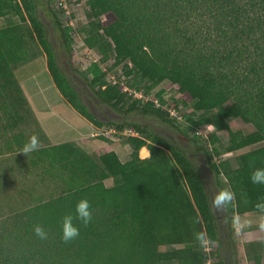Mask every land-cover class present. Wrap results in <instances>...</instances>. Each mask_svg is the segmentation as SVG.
<instances>
[{
	"label": "trees",
	"instance_id": "obj_1",
	"mask_svg": "<svg viewBox=\"0 0 264 264\" xmlns=\"http://www.w3.org/2000/svg\"><path fill=\"white\" fill-rule=\"evenodd\" d=\"M81 1L89 8L85 43L100 56L88 68L89 85L104 104L177 127L170 113L155 103L165 104L162 93L145 102L126 92L122 80L108 81L109 73L121 68L132 79L128 84L134 92L142 91L141 82H149L147 96L154 86L168 81L178 86L182 106L194 113L217 110L216 118L203 115L199 123L229 132L226 153L264 143V0ZM37 5V0H0V81L5 82L0 90L15 84L17 66L37 56L30 50L33 41L46 55L56 87L78 113L99 129L130 130L136 135L128 138L133 152L127 162L114 151L90 156L72 143L33 151L32 166L40 167L45 176L55 173L64 187L58 196L23 211L24 220L15 223L5 240H15L18 253L13 257L4 252L0 264H225L219 219L203 172L188 149L142 124L99 119L62 71ZM51 14L64 48L73 53V27L65 25L54 9ZM193 15L211 19L214 29L211 23L207 29L214 46L201 47L193 34L196 31L188 30L187 21ZM11 18L4 25L3 20ZM20 98L27 101L25 96ZM228 119H241L255 130L234 131ZM209 138L219 141L213 133ZM197 145L217 185L223 188L220 177L224 176L235 194L225 208L228 226L235 215L258 213L255 204L264 200V185L253 184L250 176L264 168V145L240 154L238 168L228 162L218 164L214 159L218 151L211 153L207 146ZM144 147L150 151L147 159L139 156ZM108 179L114 180L110 188L105 185ZM81 199L89 201L92 220L82 225L74 219L80 235L65 243L62 220L75 216ZM36 225L48 232V239L35 235ZM197 232L210 240V248L195 240ZM172 246L174 250H163ZM260 248L256 243L246 248L253 264H263ZM208 249L215 254L213 261Z\"/></svg>",
	"mask_w": 264,
	"mask_h": 264
},
{
	"label": "rangeland",
	"instance_id": "obj_2",
	"mask_svg": "<svg viewBox=\"0 0 264 264\" xmlns=\"http://www.w3.org/2000/svg\"><path fill=\"white\" fill-rule=\"evenodd\" d=\"M37 3L38 13L47 26L49 39L55 46L62 71L69 78L71 84L80 94L84 103H86L99 119L106 122L139 123L171 139L179 146L186 147L192 159L196 161L203 172L212 204L214 196L219 191L227 190L231 192L224 176L220 177L223 188L217 185L214 173L210 169L204 153L196 151L198 142L203 146H207L211 153H215L214 150L218 151L217 154H214V159L218 164L228 162L233 168L239 167L240 154L261 147L264 143L236 153H226L225 147L229 145L230 141L229 132L227 130L217 129L213 125L199 123L203 115L216 118L217 110L209 113H194L193 109L182 106L179 103L180 93L178 91V86L171 85L168 81L154 86L151 93L147 96L144 92L145 87L150 85L149 82H141L140 88L142 91L134 92L135 89L131 88L128 84V81L132 79L126 78L121 68L110 72L108 81L117 83L122 80L121 82L124 89L128 90L126 92L133 93L134 98H138L136 94L142 95V97L138 99H143L145 102H152L158 93H162L165 104L163 105L159 100H156L155 103L158 106H163V108L170 113L171 118L175 119L177 127H173L150 115H144L136 111L126 114L123 111L115 110L109 105L104 104L89 85L91 74H89L88 68L93 62H98L100 56L96 51L88 48L85 43L87 35L84 30L87 29L89 21V8L86 1L37 0ZM51 9L61 14L65 25L73 27V53L64 48L60 40L59 31L54 23ZM10 20H13V18L3 20L4 25L9 23ZM16 20L19 21V18L16 17ZM210 23L211 19L209 17L202 18L197 15H193L191 19L187 21L186 27H188L189 31H196L193 34L201 47L214 46L212 45L213 42L209 39L211 34H209V30L207 29ZM212 28L214 29L213 24ZM30 50L32 53L37 54V56L17 66L14 70L16 76L23 82L25 90L29 93L36 90L38 87L51 86V84L54 83L45 66L44 59H46V55L36 43H33V41H30ZM113 63L114 60L112 58L109 61V65L112 66ZM107 67L108 65H104L105 70ZM12 80L15 84H8L6 89L0 90V260L2 262H4L6 254L11 253V255L15 257V254L18 253V245L15 243V240H5L7 236L9 237L10 234L12 235L11 231L14 229L15 223L19 220H24L22 216L23 211L38 204L41 200H48L53 196H58L64 187L60 178L55 176V173L45 176L40 167L32 166V152L28 154L21 152L24 145L32 136L37 137L39 148L52 144L44 135L36 118L32 115L33 113L29 107L30 103L27 97L25 96L27 101L24 102L21 100L20 97H24L22 86L19 85L21 88L20 90L16 77ZM4 83L3 80L0 81V88ZM29 97L31 99L30 95ZM17 98L19 101L16 100ZM176 103H178V108H175ZM227 123L232 130L243 134H249L255 130L254 125L247 124L241 119H228ZM60 128L61 125L59 122L54 124L53 129L57 130ZM211 133L216 134L219 140L218 142L214 143L208 141L210 140L209 136ZM98 135L100 139L102 138L101 140L104 146L97 147L95 152L91 153L90 156L98 157L104 153L114 151L123 162H127L131 159L133 147L128 143V138L133 136V132L127 130L119 133L111 129L103 128L99 129ZM194 138H197V140H194ZM17 139L19 142L16 141ZM144 148L146 149H142L139 152L141 159L150 157L148 147ZM82 150L85 152L84 149ZM106 184L107 186H112L113 183L110 180L107 181ZM213 207L221 227L223 246L220 252L225 264H253L248 258V255H246L247 247L243 246L250 237L242 234V231L243 228L249 226L246 224L237 231L235 225V220L237 219H239L241 223H244L246 220L249 222V220H251V214H247L249 220H242L241 217L235 215L231 222V226H228L226 220L227 211L225 208L217 209L214 204ZM232 229L235 230L236 234H233ZM14 235H16V233H14ZM207 247L209 246L207 245ZM208 250L211 252L210 255L213 261L215 254L212 253V250ZM4 252L6 254H3ZM208 264H213V262H209Z\"/></svg>",
	"mask_w": 264,
	"mask_h": 264
},
{
	"label": "crops",
	"instance_id": "obj_3",
	"mask_svg": "<svg viewBox=\"0 0 264 264\" xmlns=\"http://www.w3.org/2000/svg\"><path fill=\"white\" fill-rule=\"evenodd\" d=\"M43 58V57H42ZM44 59V58H43ZM45 66L47 67V58L44 59ZM46 70V71H47ZM49 73V70H48ZM50 74V73H49ZM19 85L22 86L24 96L30 103V109L32 115L36 118V121L42 129L44 135L49 139L52 145H61L66 143H74L81 149H84L89 155L97 149V147H103V141L98 137L99 129L95 127L90 121L84 118L78 113L62 96L55 83L51 86L38 87L31 93L27 92L24 88L23 82L16 76ZM53 80V79H52ZM53 85V86H52ZM31 96V99L29 97ZM33 96V97H32ZM38 96V97H37ZM42 101V102H41ZM59 122L61 125L60 129H53L54 124ZM94 135V136H93ZM93 136V138H92ZM105 181L107 186V181ZM107 186V187H112ZM246 215L237 216L241 217L242 220H249ZM251 220H249L247 228H243L245 236L250 237L247 242L243 244L244 247H248L252 243L260 244V254L262 259L264 258V232L258 229L259 214L251 213ZM247 221V220H246ZM175 247L164 248V251L174 250ZM247 255V254H246ZM264 264V260L262 261Z\"/></svg>",
	"mask_w": 264,
	"mask_h": 264
},
{
	"label": "clouds",
	"instance_id": "obj_4",
	"mask_svg": "<svg viewBox=\"0 0 264 264\" xmlns=\"http://www.w3.org/2000/svg\"><path fill=\"white\" fill-rule=\"evenodd\" d=\"M39 144L36 136L30 137L29 141L24 145L21 152L24 154L31 153L33 151L38 150ZM250 180L255 185H264V168H257L255 169L251 176ZM234 193L221 190L219 191L213 198V204L216 206L217 209L227 208L234 198ZM255 208L259 213V223L258 229L261 232H264V200H260L255 204ZM78 220L81 222L82 225H87L92 220V213H91V206L88 200L81 199L77 202L75 206V216L73 215H66L61 223V239L63 242L68 243L74 239H76L80 235V229L77 227L73 221ZM248 221L241 223L239 219L235 220V225L237 231L243 228ZM34 233L35 235L41 239L46 240L48 239V232L39 225L34 226ZM195 240L199 242L200 246L206 247L210 240L205 238V235L202 232L195 233Z\"/></svg>",
	"mask_w": 264,
	"mask_h": 264
},
{
	"label": "built area",
	"instance_id": "obj_5",
	"mask_svg": "<svg viewBox=\"0 0 264 264\" xmlns=\"http://www.w3.org/2000/svg\"><path fill=\"white\" fill-rule=\"evenodd\" d=\"M125 91H128V90H125ZM136 95H137L138 98L142 97V95H139V94H136ZM133 135H136V134L133 132Z\"/></svg>",
	"mask_w": 264,
	"mask_h": 264
}]
</instances>
